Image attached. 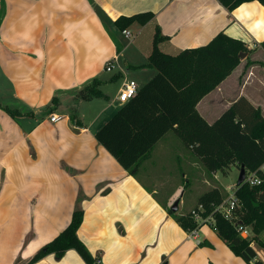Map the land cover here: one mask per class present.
I'll use <instances>...</instances> for the list:
<instances>
[{
  "label": "crops",
  "instance_id": "1",
  "mask_svg": "<svg viewBox=\"0 0 264 264\" xmlns=\"http://www.w3.org/2000/svg\"><path fill=\"white\" fill-rule=\"evenodd\" d=\"M148 11L150 21L127 29L150 27L153 42L160 26L168 36L160 43L166 53L204 45L220 31L243 41L242 62L205 96L220 110L210 116L197 105L209 123L241 95L264 114V5L258 0L232 11L220 0H0V103L13 100L17 107L8 106L18 110L13 116L0 107V264L29 260L69 224L78 204L84 209L78 234L100 258L95 264H250L211 222L200 226L199 242L189 238L175 218L188 212L177 213L182 185L162 197L164 183L155 174L152 182L138 170L131 174L95 136L123 105L110 102L93 114L94 99L106 95L100 87L106 62L119 60L115 21ZM93 78L101 80L104 95L81 97ZM233 84L238 91L230 99ZM52 114L61 118L53 122ZM213 188L224 196L228 191ZM258 244L252 242L264 262ZM34 264L88 263L69 249L60 259L50 253Z\"/></svg>",
  "mask_w": 264,
  "mask_h": 264
},
{
  "label": "trees",
  "instance_id": "2",
  "mask_svg": "<svg viewBox=\"0 0 264 264\" xmlns=\"http://www.w3.org/2000/svg\"><path fill=\"white\" fill-rule=\"evenodd\" d=\"M230 11L244 2L253 0H220ZM264 5V0H258ZM153 12L120 16L115 24L124 30L132 23L146 24ZM1 20V14H0ZM160 26H156L151 54L140 66L154 67L156 74L139 88L138 93L95 132L99 143L126 168L136 175L154 145L170 130H175L188 147H193L208 169L228 174L232 166H244L246 176L257 172L259 184L244 180L236 187L240 205L236 210L237 221L250 227L252 236L243 237L235 222L213 212L225 196L218 188L203 193L199 198L206 212H213L211 222L219 236L238 256L250 264H264L257 258L252 246L256 241L264 245L260 234L264 231V114L246 96L235 99L213 123L199 113L197 104L207 93L218 86L241 62L240 52L246 50L242 40L223 31L208 43L186 48L178 54L164 52L160 43L167 39ZM264 48V40L261 42ZM118 52L120 46L118 45ZM264 65V62H261ZM101 80L93 78L79 90L83 98L104 95L99 88ZM57 97L53 98L55 102ZM3 105L0 103V107ZM15 116L18 110L3 106ZM246 179V178H245ZM82 194L80 193V199ZM170 213L176 214L170 209ZM186 230L198 225L190 215H175ZM84 219V209L78 204L69 224L52 240L41 247L29 260L16 264H34L44 256L54 253L60 259L67 250L75 249L88 264L100 262L81 240L78 230Z\"/></svg>",
  "mask_w": 264,
  "mask_h": 264
},
{
  "label": "rangeland",
  "instance_id": "3",
  "mask_svg": "<svg viewBox=\"0 0 264 264\" xmlns=\"http://www.w3.org/2000/svg\"><path fill=\"white\" fill-rule=\"evenodd\" d=\"M140 28L141 27L136 26L132 27L131 37L125 36L121 29L117 28V36L119 38L117 42L120 46L119 60L114 63L115 65L112 70H106L105 68L102 74L103 82L100 87L104 90L106 95L94 99L93 102H96L94 106L95 110L93 111L94 115L104 104L105 106H108L110 102L117 106L123 104L117 98L119 89L125 79H134L141 87L156 74L157 70L154 67L140 66L147 62V53L150 51V45L153 44L150 27L142 31H140ZM126 61L133 65H129ZM109 62L110 60L106 62V67ZM219 85L206 95L216 90ZM237 91L238 88L233 84L228 93L230 99L237 94ZM205 96L198 102V104L201 102L199 105L200 109L210 114V116L216 115V111L220 110V106L213 100L214 97ZM113 99L114 101H112ZM262 100L264 101V96ZM8 104L10 106L12 105V108L17 107L16 102L13 100L5 102V106H8ZM116 110L117 109H115V111ZM199 113L201 114L200 111ZM206 121L209 122L207 119ZM151 155V158L141 163L138 169V175L144 179V181L152 182L151 178L149 179V175L155 174L159 178V182L164 183V185L161 186L162 197L173 185V189L176 185H182L178 197H181L183 202L180 204L177 213L188 212L181 215L187 214L191 216V210L198 205L199 195L207 189L213 188L215 185H219L222 188L226 187L228 191L225 190L226 195L225 198L221 200L222 202L228 198L235 191L237 185H239L238 181L242 173L241 169L237 166H232L228 174H224L222 171H211L202 158L194 152L193 147H188L175 130H170L159 142H157ZM215 174H217V177H215ZM175 201L176 200H174V202ZM262 236L264 237V232Z\"/></svg>",
  "mask_w": 264,
  "mask_h": 264
},
{
  "label": "built area",
  "instance_id": "4",
  "mask_svg": "<svg viewBox=\"0 0 264 264\" xmlns=\"http://www.w3.org/2000/svg\"><path fill=\"white\" fill-rule=\"evenodd\" d=\"M123 34L127 37L132 36V32L129 29H124ZM118 57L115 56L113 59L110 60L106 69L112 70L114 68V63L117 62ZM140 86L134 79H125L119 89L118 100L123 104L131 100L139 91ZM61 118L58 114H52L50 119L51 121H57ZM264 171V167H262ZM250 184H259L261 182V177L258 175L257 172H251L246 176L245 179ZM240 202L239 198L236 195V188L235 191L224 201L220 202L214 207L213 212L221 213L226 218L233 220L235 225L237 226L238 231L243 237L249 238L251 236V229L249 227L244 226L241 221H236V210L239 207ZM206 208L202 203H199L196 208L191 210V216L198 224L196 228H192L187 230V234L189 238L194 239L196 242H199V228L204 224H208L214 220L213 212L211 214L205 215Z\"/></svg>",
  "mask_w": 264,
  "mask_h": 264
},
{
  "label": "water",
  "instance_id": "5",
  "mask_svg": "<svg viewBox=\"0 0 264 264\" xmlns=\"http://www.w3.org/2000/svg\"><path fill=\"white\" fill-rule=\"evenodd\" d=\"M245 55H246L245 52H240V57L241 58H244ZM241 172L242 173H241L239 181H238L239 184H241L246 178V171H245L244 166H242ZM178 206H179V199L174 202V204L171 206V209L173 211H177L178 210Z\"/></svg>",
  "mask_w": 264,
  "mask_h": 264
}]
</instances>
